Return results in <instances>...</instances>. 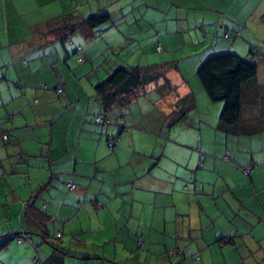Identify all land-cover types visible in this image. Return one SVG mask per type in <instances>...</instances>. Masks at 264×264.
<instances>
[{"label": "crops", "instance_id": "0c3cea01", "mask_svg": "<svg viewBox=\"0 0 264 264\" xmlns=\"http://www.w3.org/2000/svg\"><path fill=\"white\" fill-rule=\"evenodd\" d=\"M247 49L264 53V0H0V264L51 241L91 264H264V59L230 125L196 74ZM120 65L146 84L103 126L96 86Z\"/></svg>", "mask_w": 264, "mask_h": 264}, {"label": "trees", "instance_id": "16d2710c", "mask_svg": "<svg viewBox=\"0 0 264 264\" xmlns=\"http://www.w3.org/2000/svg\"><path fill=\"white\" fill-rule=\"evenodd\" d=\"M109 18L108 13L102 12L89 16L86 22L90 27L95 28L107 22ZM98 32L101 33L100 30H97L95 34ZM225 33H230V35L227 36ZM224 35L230 42H233L241 35V32L225 30ZM159 47L158 49L162 50ZM80 57H83V61L85 60L83 55H79ZM260 59H264V53L254 52L253 49H250L248 55L233 50H222L207 55L199 64L196 74L210 100L224 102L221 113L222 123L234 124L241 117L243 89L247 82L258 76ZM144 76L141 67L129 68L120 65L113 70L106 79L100 81L96 86L105 108L103 114L96 115L110 116L107 112L113 107L127 104L131 97L145 86ZM152 78H157L156 73L152 74ZM8 140L9 134L8 139L4 141ZM113 140L116 143V139ZM51 243L54 246V251L42 264H66L65 255L68 252L55 241H51ZM75 257L81 261L79 264H91L92 256L88 254L75 255Z\"/></svg>", "mask_w": 264, "mask_h": 264}, {"label": "built area", "instance_id": "2783aa9c", "mask_svg": "<svg viewBox=\"0 0 264 264\" xmlns=\"http://www.w3.org/2000/svg\"><path fill=\"white\" fill-rule=\"evenodd\" d=\"M226 35L229 36L230 33H226ZM159 48L161 49L162 47L160 46ZM79 60L80 61H83V57H80ZM55 91L58 94L64 93V89H63L62 86L57 87L55 89ZM92 121L93 122H96V123H99V124H102L103 126H106L109 123H111L112 120H111V117L110 116H107V115H94L92 117ZM1 138L4 139V140H7L8 139V133H5V132L2 133ZM114 144H115V140H111L110 141V145L112 146ZM225 157L227 159H229V155L228 154ZM244 170H245L246 173H250L251 167L245 168ZM67 184H68V187H69L70 190H73V189H75L77 187L76 182L73 181L72 179H70L69 181H67ZM228 239H229L228 237L225 238V240H228ZM19 241H21V239H19Z\"/></svg>", "mask_w": 264, "mask_h": 264}, {"label": "rangeland", "instance_id": "374dc122", "mask_svg": "<svg viewBox=\"0 0 264 264\" xmlns=\"http://www.w3.org/2000/svg\"><path fill=\"white\" fill-rule=\"evenodd\" d=\"M245 48H246V45H245ZM247 51L249 52L248 49H247ZM243 52H246V49H244ZM65 182H67V181H65ZM69 242H70V239H67L66 240V245H68ZM145 249H147V247H144V250L143 251H145ZM134 255H135V253H133L132 255H128L127 257H125V258H128V259H126L127 260V264H145V263H149V261H146V259H145L146 257L145 256L142 259H140V258H135ZM150 256L151 255L148 256V260L149 259L151 260V257ZM117 258L118 259L116 261H119L120 258L119 257H117ZM116 261H114V259H109L108 263L109 264H116L115 263ZM79 263H81V261L78 260V259L75 260L74 258H71L70 260H67L66 261V264H79Z\"/></svg>", "mask_w": 264, "mask_h": 264}, {"label": "water", "instance_id": "95a60500", "mask_svg": "<svg viewBox=\"0 0 264 264\" xmlns=\"http://www.w3.org/2000/svg\"><path fill=\"white\" fill-rule=\"evenodd\" d=\"M113 140V139H112Z\"/></svg>", "mask_w": 264, "mask_h": 264}]
</instances>
